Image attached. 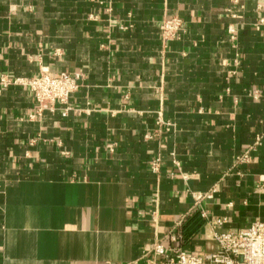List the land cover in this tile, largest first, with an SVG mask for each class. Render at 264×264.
I'll list each match as a JSON object with an SVG mask.
<instances>
[{"label": "crops", "instance_id": "obj_1", "mask_svg": "<svg viewBox=\"0 0 264 264\" xmlns=\"http://www.w3.org/2000/svg\"><path fill=\"white\" fill-rule=\"evenodd\" d=\"M263 18L264 0H0V79L80 74L40 113L0 84V264H130L173 230L205 254L264 222Z\"/></svg>", "mask_w": 264, "mask_h": 264}, {"label": "built area", "instance_id": "obj_2", "mask_svg": "<svg viewBox=\"0 0 264 264\" xmlns=\"http://www.w3.org/2000/svg\"><path fill=\"white\" fill-rule=\"evenodd\" d=\"M264 23V18L261 19ZM183 29V21L179 17H166L161 23V32L165 40L176 38ZM79 73L71 74L62 72L53 75L48 71H42L34 77H16L10 79L1 77L0 84L23 85L34 94L38 113L44 107H53L58 101L68 103L70 95L79 87ZM68 107H66V110ZM66 112H64L65 114ZM247 158L244 155L242 159ZM157 163L154 169H157ZM195 208L202 209V201L211 197L210 193H194ZM226 219H215L214 223L223 225ZM181 222L178 223L180 225ZM180 235L173 230L164 238L156 240L143 261L134 260L130 264H264V222L255 221L249 227L239 230L215 231L212 240L216 247L205 253L197 254L186 251L182 246L174 244L179 241Z\"/></svg>", "mask_w": 264, "mask_h": 264}, {"label": "trees", "instance_id": "obj_3", "mask_svg": "<svg viewBox=\"0 0 264 264\" xmlns=\"http://www.w3.org/2000/svg\"><path fill=\"white\" fill-rule=\"evenodd\" d=\"M197 215H198V214H197V213H195L193 216H194V217H196Z\"/></svg>", "mask_w": 264, "mask_h": 264}]
</instances>
